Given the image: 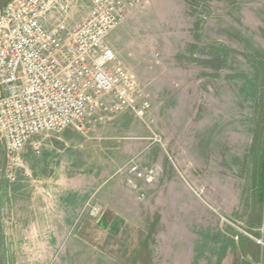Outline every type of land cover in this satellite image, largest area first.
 Returning <instances> with one entry per match:
<instances>
[{
  "label": "rangeland",
  "instance_id": "obj_1",
  "mask_svg": "<svg viewBox=\"0 0 264 264\" xmlns=\"http://www.w3.org/2000/svg\"><path fill=\"white\" fill-rule=\"evenodd\" d=\"M91 8L62 0L44 24ZM107 40L151 108L23 148L16 184L45 182L48 210L36 200L29 236L0 237V264H264V0H143Z\"/></svg>",
  "mask_w": 264,
  "mask_h": 264
},
{
  "label": "built area",
  "instance_id": "obj_2",
  "mask_svg": "<svg viewBox=\"0 0 264 264\" xmlns=\"http://www.w3.org/2000/svg\"><path fill=\"white\" fill-rule=\"evenodd\" d=\"M60 1L11 0L0 9V176L7 184L18 182L23 148L33 138L66 131L88 138L119 115L143 120L151 108L107 40L143 0H89L85 18L45 26ZM42 146L34 142L36 157ZM129 171L138 181L157 176L136 163Z\"/></svg>",
  "mask_w": 264,
  "mask_h": 264
},
{
  "label": "crops",
  "instance_id": "obj_3",
  "mask_svg": "<svg viewBox=\"0 0 264 264\" xmlns=\"http://www.w3.org/2000/svg\"><path fill=\"white\" fill-rule=\"evenodd\" d=\"M4 151L3 147H0V152ZM4 153V152H3ZM59 151L53 153L52 156L59 161V159H67L68 155L61 156L58 155ZM27 158V157H26ZM1 159V158H0ZM61 161V160H60ZM31 173L30 168L28 167V163L25 166V176H29ZM1 175V174H0ZM77 191H73L71 186L67 184H63L62 188H59L58 195L61 197H70L74 195ZM54 194V193H51ZM49 188L45 182H31V181H23L21 184H7L2 177L0 176V237H21V236H29V228H31V220L30 215L33 212V208H36V205L33 203L38 200L40 207L39 210L43 212H47L48 205L47 200L49 198ZM74 202L69 201L64 206H66V210L63 211L61 207L59 208V223L67 222L70 219V215L74 212L73 206ZM69 214V219L61 218L64 213ZM6 223V225H5ZM6 226V227H5ZM62 226H59L61 228ZM63 228V227H62ZM65 228V227H64ZM18 232V233H16ZM22 232V233H19ZM61 236V234H59Z\"/></svg>",
  "mask_w": 264,
  "mask_h": 264
},
{
  "label": "water",
  "instance_id": "obj_4",
  "mask_svg": "<svg viewBox=\"0 0 264 264\" xmlns=\"http://www.w3.org/2000/svg\"><path fill=\"white\" fill-rule=\"evenodd\" d=\"M11 0H0V9Z\"/></svg>",
  "mask_w": 264,
  "mask_h": 264
},
{
  "label": "trees",
  "instance_id": "obj_5",
  "mask_svg": "<svg viewBox=\"0 0 264 264\" xmlns=\"http://www.w3.org/2000/svg\"><path fill=\"white\" fill-rule=\"evenodd\" d=\"M101 225H103L104 227H106V226H107L106 221H103V222L101 223Z\"/></svg>",
  "mask_w": 264,
  "mask_h": 264
}]
</instances>
